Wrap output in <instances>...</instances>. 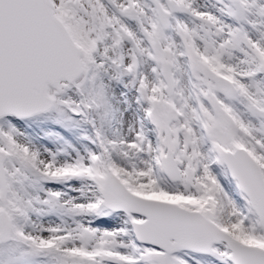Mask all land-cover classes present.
<instances>
[{"label": "snow or ice", "instance_id": "obj_1", "mask_svg": "<svg viewBox=\"0 0 264 264\" xmlns=\"http://www.w3.org/2000/svg\"><path fill=\"white\" fill-rule=\"evenodd\" d=\"M0 264H264V0H0Z\"/></svg>", "mask_w": 264, "mask_h": 264}]
</instances>
